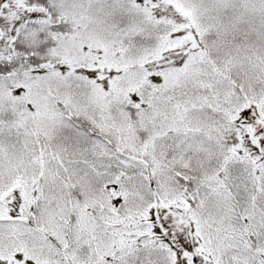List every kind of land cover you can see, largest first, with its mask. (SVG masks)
I'll return each mask as SVG.
<instances>
[{"label":"snow or ice","instance_id":"obj_1","mask_svg":"<svg viewBox=\"0 0 264 264\" xmlns=\"http://www.w3.org/2000/svg\"><path fill=\"white\" fill-rule=\"evenodd\" d=\"M0 264H264V0H0Z\"/></svg>","mask_w":264,"mask_h":264}]
</instances>
